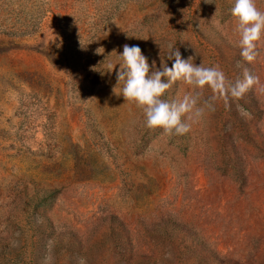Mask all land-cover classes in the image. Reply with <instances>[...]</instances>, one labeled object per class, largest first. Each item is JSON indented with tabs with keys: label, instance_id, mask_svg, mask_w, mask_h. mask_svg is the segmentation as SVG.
I'll return each instance as SVG.
<instances>
[{
	"label": "rangeland",
	"instance_id": "374dc122",
	"mask_svg": "<svg viewBox=\"0 0 264 264\" xmlns=\"http://www.w3.org/2000/svg\"><path fill=\"white\" fill-rule=\"evenodd\" d=\"M234 4L0 0V264H264V93L165 135L106 68L125 44L159 68L171 45L264 84V40L241 58Z\"/></svg>",
	"mask_w": 264,
	"mask_h": 264
},
{
	"label": "clouds",
	"instance_id": "9594fccd",
	"mask_svg": "<svg viewBox=\"0 0 264 264\" xmlns=\"http://www.w3.org/2000/svg\"><path fill=\"white\" fill-rule=\"evenodd\" d=\"M231 15L236 21L240 56L251 64L261 55L259 48L264 40V11L258 9L256 0H235ZM101 49H97V54ZM169 49L166 60L173 62L171 67L161 55L159 68L155 60L150 66L140 47L128 44L123 45L120 54L113 51L118 63L106 65L107 73H112L119 65L113 92L119 88L125 102L134 103L142 110L148 129L161 128L165 135H184L190 130L191 123L201 119L207 110H215L216 100L222 99L228 105L230 99L240 100L254 87L264 93V84L248 68H244L241 79L232 83L219 66L205 67L202 62L197 65L194 57L184 59L178 48L170 45ZM178 81L189 86L190 91L171 101L164 99ZM206 89L211 90L212 96L203 99ZM80 264H84L83 260Z\"/></svg>",
	"mask_w": 264,
	"mask_h": 264
}]
</instances>
